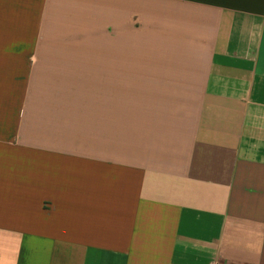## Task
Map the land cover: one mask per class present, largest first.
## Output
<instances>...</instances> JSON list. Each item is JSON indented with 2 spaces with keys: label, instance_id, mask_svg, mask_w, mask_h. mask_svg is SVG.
<instances>
[{
  "label": "crops",
  "instance_id": "1",
  "mask_svg": "<svg viewBox=\"0 0 264 264\" xmlns=\"http://www.w3.org/2000/svg\"><path fill=\"white\" fill-rule=\"evenodd\" d=\"M0 264H264V0H0Z\"/></svg>",
  "mask_w": 264,
  "mask_h": 264
},
{
  "label": "rangeland",
  "instance_id": "2",
  "mask_svg": "<svg viewBox=\"0 0 264 264\" xmlns=\"http://www.w3.org/2000/svg\"><path fill=\"white\" fill-rule=\"evenodd\" d=\"M127 44L125 46L121 47L120 51V61L116 64L118 66V71L117 72L120 75V79H105V86L107 87L110 82H115L116 84L120 85L121 87V102L122 103H129L132 104V45L131 48H129ZM43 65V64H42ZM46 65V64H45ZM34 66L36 64L33 63H20V64H15V63H10V75L16 71L21 72L25 71L26 74H29ZM138 70V69H137ZM10 80L11 77H10ZM21 80V79H20ZM31 81V82H30ZM56 80H50V79H44L40 77H33V78H26L24 83H21V86H25L26 89H31L32 92L35 94L36 97H38V93L40 92L43 87H49L52 86L53 83H55ZM13 85L10 82V88ZM129 112L128 111H123L121 112L122 114V135H123V130L125 127V122L124 116L127 115Z\"/></svg>",
  "mask_w": 264,
  "mask_h": 264
}]
</instances>
